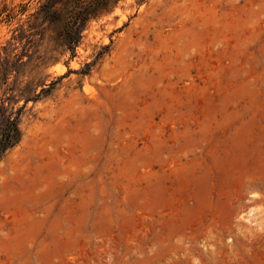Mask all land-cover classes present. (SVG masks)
<instances>
[{"label": "rangeland", "instance_id": "1", "mask_svg": "<svg viewBox=\"0 0 264 264\" xmlns=\"http://www.w3.org/2000/svg\"><path fill=\"white\" fill-rule=\"evenodd\" d=\"M66 61L0 161V264H264V0H124Z\"/></svg>", "mask_w": 264, "mask_h": 264}, {"label": "trees", "instance_id": "2", "mask_svg": "<svg viewBox=\"0 0 264 264\" xmlns=\"http://www.w3.org/2000/svg\"><path fill=\"white\" fill-rule=\"evenodd\" d=\"M123 1L38 0L36 10L12 31L0 47V161L20 140L19 123L28 104L52 97L61 80L74 73L67 61L65 75L51 77L47 69L67 54L73 59L88 24ZM92 66L75 73L88 75Z\"/></svg>", "mask_w": 264, "mask_h": 264}]
</instances>
